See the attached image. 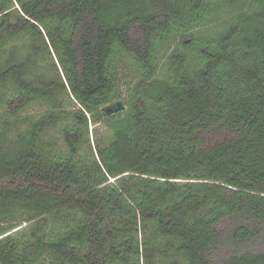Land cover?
Wrapping results in <instances>:
<instances>
[{
  "label": "trees",
  "instance_id": "trees-1",
  "mask_svg": "<svg viewBox=\"0 0 264 264\" xmlns=\"http://www.w3.org/2000/svg\"><path fill=\"white\" fill-rule=\"evenodd\" d=\"M147 1L0 0V264H264V48H231L237 18L196 74L171 54L152 112L127 103L114 45L147 65L170 17L209 6ZM110 116L124 121L103 147L90 126Z\"/></svg>",
  "mask_w": 264,
  "mask_h": 264
},
{
  "label": "rangeland",
  "instance_id": "rangeland-1",
  "mask_svg": "<svg viewBox=\"0 0 264 264\" xmlns=\"http://www.w3.org/2000/svg\"><path fill=\"white\" fill-rule=\"evenodd\" d=\"M209 6L196 18H173L170 17L168 29L158 32L150 45V55L147 65L139 64L128 52L114 45L110 56L109 72L117 83L116 98L130 103L136 96L144 99L148 111L159 106L164 95L172 87V79L169 73L168 60L172 53L184 55L185 66L189 73L196 74L203 66V61L198 56L201 46H215L218 37L224 33L231 23L237 18L246 17L247 23L243 26L242 35L232 39L230 46L237 51L254 53L264 48V21L259 17V12L264 7V0H206ZM151 2L150 0L147 3ZM146 3V4H147ZM114 12L125 11V4H114ZM188 38L190 41H187ZM183 40L182 43L181 41ZM244 48V49H243ZM243 49V50H241ZM214 80L222 85L237 86L240 78L231 69L221 67L213 74ZM104 124L90 126L91 141H100L101 145L108 146L114 139V133L118 130L123 119H105ZM53 220L49 219L45 231H52ZM137 264H142L141 259Z\"/></svg>",
  "mask_w": 264,
  "mask_h": 264
}]
</instances>
